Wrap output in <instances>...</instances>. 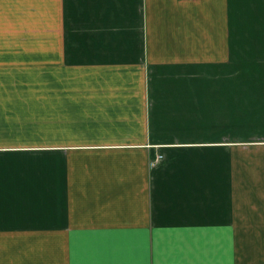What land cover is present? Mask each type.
Masks as SVG:
<instances>
[{
  "label": "crops",
  "instance_id": "crops-1",
  "mask_svg": "<svg viewBox=\"0 0 264 264\" xmlns=\"http://www.w3.org/2000/svg\"><path fill=\"white\" fill-rule=\"evenodd\" d=\"M0 264H264V0H0Z\"/></svg>",
  "mask_w": 264,
  "mask_h": 264
}]
</instances>
